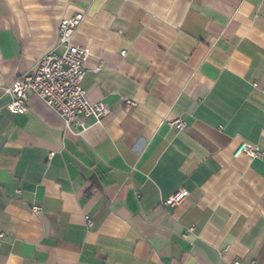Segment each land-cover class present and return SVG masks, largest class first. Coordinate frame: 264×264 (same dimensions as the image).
<instances>
[{
    "label": "crops",
    "instance_id": "crops-1",
    "mask_svg": "<svg viewBox=\"0 0 264 264\" xmlns=\"http://www.w3.org/2000/svg\"><path fill=\"white\" fill-rule=\"evenodd\" d=\"M79 11L82 86L111 113L68 127L32 92L9 110ZM243 141L264 150V0H0V264H264Z\"/></svg>",
    "mask_w": 264,
    "mask_h": 264
},
{
    "label": "built area",
    "instance_id": "built-area-1",
    "mask_svg": "<svg viewBox=\"0 0 264 264\" xmlns=\"http://www.w3.org/2000/svg\"><path fill=\"white\" fill-rule=\"evenodd\" d=\"M85 14L83 11L71 17H65L59 24V41L62 52L50 50L36 62L34 68L19 76L15 82L6 88L12 96L8 109L14 112L25 113L29 110L30 93L38 95L44 102L53 108L65 120L68 127L84 126L85 118L93 116L98 122L112 111L111 106L104 102H90L86 90L82 86L85 76V62L90 55L88 47L76 45L72 37L82 23ZM126 51H122L124 55ZM131 106L136 103L128 100ZM178 131L187 129V123L177 118L171 122ZM49 153V157L53 156ZM246 154L250 157H263L264 150L251 142L243 141L235 150L234 155ZM187 190L179 189L165 198L163 203L168 206L180 204L188 196ZM35 212H40L41 207L35 205ZM91 226L92 222L87 217ZM3 233L0 232V245ZM237 264V263H236Z\"/></svg>",
    "mask_w": 264,
    "mask_h": 264
}]
</instances>
